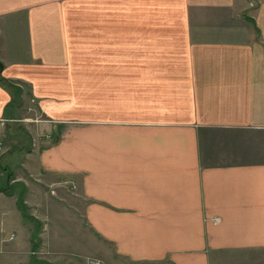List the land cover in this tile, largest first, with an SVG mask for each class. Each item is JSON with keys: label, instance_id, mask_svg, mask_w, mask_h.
<instances>
[{"label": "crops", "instance_id": "obj_1", "mask_svg": "<svg viewBox=\"0 0 264 264\" xmlns=\"http://www.w3.org/2000/svg\"><path fill=\"white\" fill-rule=\"evenodd\" d=\"M82 4L0 0V142L20 86L54 139L25 169L79 183L117 264L264 249V0H121L116 23L114 0ZM84 62L88 126L61 121Z\"/></svg>", "mask_w": 264, "mask_h": 264}, {"label": "rangeland", "instance_id": "obj_2", "mask_svg": "<svg viewBox=\"0 0 264 264\" xmlns=\"http://www.w3.org/2000/svg\"><path fill=\"white\" fill-rule=\"evenodd\" d=\"M83 3H87L82 4L86 12L88 0ZM113 21L121 22V0H114ZM131 21H137V15L135 20L131 15ZM82 22H89V16L83 15ZM83 44L76 54H89ZM82 65L85 68L80 76L76 72L81 79L75 80V95H66L71 101L74 96L81 99L82 105L76 113L66 112L61 121L88 126L89 63ZM12 88L11 95L19 104L9 108L14 120L8 123L0 142V236L5 234L0 239V264H117L119 259L109 244L87 224L88 201L80 195L79 183L71 177H54L43 183L25 169L27 155L54 139L38 130L41 122L49 121L40 101L20 86ZM212 264H264V249L218 253L212 257Z\"/></svg>", "mask_w": 264, "mask_h": 264}, {"label": "trees", "instance_id": "obj_3", "mask_svg": "<svg viewBox=\"0 0 264 264\" xmlns=\"http://www.w3.org/2000/svg\"><path fill=\"white\" fill-rule=\"evenodd\" d=\"M2 69H3V66H2V64L0 63V77H1Z\"/></svg>", "mask_w": 264, "mask_h": 264}]
</instances>
